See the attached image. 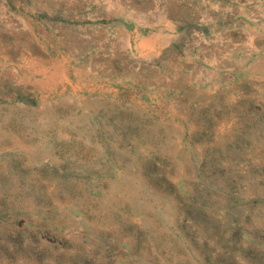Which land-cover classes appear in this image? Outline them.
Listing matches in <instances>:
<instances>
[{
	"label": "rangeland",
	"instance_id": "1",
	"mask_svg": "<svg viewBox=\"0 0 264 264\" xmlns=\"http://www.w3.org/2000/svg\"><path fill=\"white\" fill-rule=\"evenodd\" d=\"M0 264H264V0H0Z\"/></svg>",
	"mask_w": 264,
	"mask_h": 264
},
{
	"label": "bare ground",
	"instance_id": "2",
	"mask_svg": "<svg viewBox=\"0 0 264 264\" xmlns=\"http://www.w3.org/2000/svg\"><path fill=\"white\" fill-rule=\"evenodd\" d=\"M143 40H144V39H143ZM142 42H143V41H142ZM142 42H141V43H142ZM139 44H140V43H139ZM143 44H144V43H143ZM135 46H136V44H135ZM134 48H135V47H134ZM136 51H137V50H136ZM140 51H141V50H140ZM143 51H144V50H143ZM141 52H142V51H141ZM141 52H140V53H141ZM143 53H144V52H143ZM149 53H150V52H149Z\"/></svg>",
	"mask_w": 264,
	"mask_h": 264
}]
</instances>
